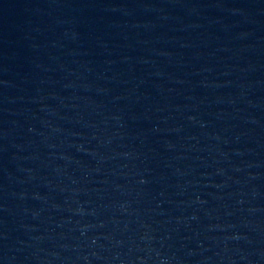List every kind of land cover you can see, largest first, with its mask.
Segmentation results:
<instances>
[{"label":"water","instance_id":"95a60500","mask_svg":"<svg viewBox=\"0 0 264 264\" xmlns=\"http://www.w3.org/2000/svg\"><path fill=\"white\" fill-rule=\"evenodd\" d=\"M0 264H264V0H38L6 31Z\"/></svg>","mask_w":264,"mask_h":264}]
</instances>
